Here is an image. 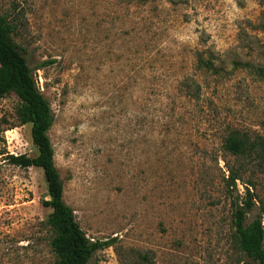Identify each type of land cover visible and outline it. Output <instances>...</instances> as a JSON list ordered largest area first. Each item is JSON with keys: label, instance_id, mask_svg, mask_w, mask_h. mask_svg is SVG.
Segmentation results:
<instances>
[{"label": "rangeland", "instance_id": "obj_1", "mask_svg": "<svg viewBox=\"0 0 264 264\" xmlns=\"http://www.w3.org/2000/svg\"><path fill=\"white\" fill-rule=\"evenodd\" d=\"M0 13L54 114L63 200L89 240L109 243L88 264L252 261L223 140L264 137V81L252 72L264 67V0H0ZM18 105L0 100V264H56L43 172L7 160L37 155ZM243 182L255 202L245 225L264 227V168Z\"/></svg>", "mask_w": 264, "mask_h": 264}, {"label": "trees", "instance_id": "obj_2", "mask_svg": "<svg viewBox=\"0 0 264 264\" xmlns=\"http://www.w3.org/2000/svg\"><path fill=\"white\" fill-rule=\"evenodd\" d=\"M15 28L14 19L0 13V100L9 94L18 98L15 114L21 125L30 124L31 141L37 155H8L7 160L17 167H37L43 172L48 196L43 206L51 209L46 221L54 233L51 248L57 256L56 264H88L93 253L109 243L89 240L76 222L73 210L63 200V183L54 164V150L48 136L54 114L37 88L27 60L13 40ZM198 64L205 70L214 68L211 59L199 60ZM237 65L250 66L243 63ZM252 72L258 80L264 81L263 66L254 67ZM193 94L198 97V86ZM223 149L237 160L235 165L227 167L226 182L228 188L235 192V195L230 194V198L239 247L252 260L245 264H264V227L260 218L245 225L247 214L253 210L255 202L250 185L243 182V175L248 169L264 168V137L231 131L223 140ZM237 181L244 189L240 195L237 194Z\"/></svg>", "mask_w": 264, "mask_h": 264}]
</instances>
